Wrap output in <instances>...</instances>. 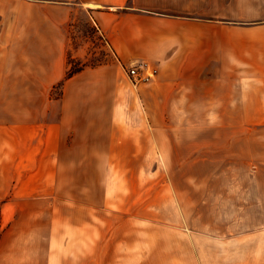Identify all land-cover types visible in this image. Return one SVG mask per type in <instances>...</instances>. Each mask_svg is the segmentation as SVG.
Returning a JSON list of instances; mask_svg holds the SVG:
<instances>
[{
  "label": "crops",
  "instance_id": "crops-1",
  "mask_svg": "<svg viewBox=\"0 0 264 264\" xmlns=\"http://www.w3.org/2000/svg\"><path fill=\"white\" fill-rule=\"evenodd\" d=\"M76 5L114 60L64 79ZM134 63L155 78L134 88L124 69ZM3 82L0 264H61L38 226L60 225L46 211L61 201V180L87 177L67 170L175 161L205 147V124L184 131L165 116L264 115V0H0ZM78 191L88 194L68 192ZM106 254L82 257L123 264L118 251Z\"/></svg>",
  "mask_w": 264,
  "mask_h": 264
},
{
  "label": "rangeland",
  "instance_id": "rangeland-1",
  "mask_svg": "<svg viewBox=\"0 0 264 264\" xmlns=\"http://www.w3.org/2000/svg\"><path fill=\"white\" fill-rule=\"evenodd\" d=\"M76 6L67 30L71 67L113 61L89 15ZM0 85L3 91L6 84ZM59 93L60 84L52 90L54 97ZM165 117L184 131L205 124V147L175 161L158 155L151 163L67 170L87 177L63 178L61 201L46 211L60 225L38 226L55 229L53 236L45 234L46 250L62 251L61 264H106L82 256L106 257L113 250L125 256L123 264H264V115ZM76 188H88V194H69Z\"/></svg>",
  "mask_w": 264,
  "mask_h": 264
},
{
  "label": "built area",
  "instance_id": "built-area-1",
  "mask_svg": "<svg viewBox=\"0 0 264 264\" xmlns=\"http://www.w3.org/2000/svg\"><path fill=\"white\" fill-rule=\"evenodd\" d=\"M125 73L134 88L151 82L156 75V70L146 63L131 64L124 68Z\"/></svg>",
  "mask_w": 264,
  "mask_h": 264
},
{
  "label": "trees",
  "instance_id": "trees-1",
  "mask_svg": "<svg viewBox=\"0 0 264 264\" xmlns=\"http://www.w3.org/2000/svg\"><path fill=\"white\" fill-rule=\"evenodd\" d=\"M67 64H68L69 68L66 71L64 79H68V78L72 77L75 73L79 72L82 69V68H76V69L72 68L71 67L72 63L70 62V60L68 58H67Z\"/></svg>",
  "mask_w": 264,
  "mask_h": 264
}]
</instances>
